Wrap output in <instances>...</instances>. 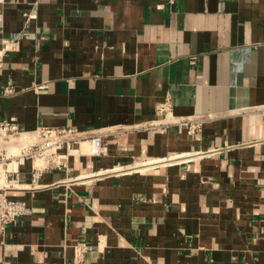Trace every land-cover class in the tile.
I'll return each mask as SVG.
<instances>
[{
  "label": "crops",
  "instance_id": "1",
  "mask_svg": "<svg viewBox=\"0 0 264 264\" xmlns=\"http://www.w3.org/2000/svg\"><path fill=\"white\" fill-rule=\"evenodd\" d=\"M15 35L0 119L110 134L20 164L0 264H264V0H0Z\"/></svg>",
  "mask_w": 264,
  "mask_h": 264
},
{
  "label": "built area",
  "instance_id": "2",
  "mask_svg": "<svg viewBox=\"0 0 264 264\" xmlns=\"http://www.w3.org/2000/svg\"><path fill=\"white\" fill-rule=\"evenodd\" d=\"M16 38L17 35L0 46V68L4 66L5 55L13 48ZM46 86V82L33 85L36 90ZM1 92L12 95L16 92L15 85L9 82ZM162 109L167 108L163 106ZM200 127L201 121L188 125L190 132ZM109 134L110 131L106 130H79L73 126H40L34 131L24 132L14 119H0V238L6 235L13 222L32 212L24 198L11 194L14 189L29 185L20 183V164L31 163L30 184H37L46 170H66L73 151L79 155L101 156L105 150L104 138ZM5 143L14 146L9 148ZM85 249L81 247L78 253L82 254Z\"/></svg>",
  "mask_w": 264,
  "mask_h": 264
},
{
  "label": "rangeland",
  "instance_id": "3",
  "mask_svg": "<svg viewBox=\"0 0 264 264\" xmlns=\"http://www.w3.org/2000/svg\"><path fill=\"white\" fill-rule=\"evenodd\" d=\"M5 145L9 148H13L14 145H12L11 143H5Z\"/></svg>",
  "mask_w": 264,
  "mask_h": 264
}]
</instances>
